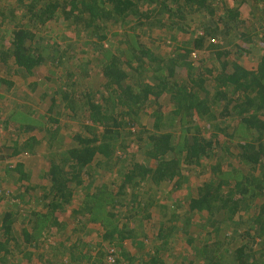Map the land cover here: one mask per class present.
I'll return each instance as SVG.
<instances>
[{
	"label": "rangeland",
	"instance_id": "rangeland-1",
	"mask_svg": "<svg viewBox=\"0 0 264 264\" xmlns=\"http://www.w3.org/2000/svg\"><path fill=\"white\" fill-rule=\"evenodd\" d=\"M31 2L32 0H0V14H9L12 11L17 16L25 15ZM256 5L255 0H216L213 5L215 14L210 20L197 18V14L187 18L189 34H184L177 28L146 27L144 31L147 35H142L145 46L160 57L191 61L194 66L192 78L196 81H207L204 91L200 90L199 84L197 90H200L202 97L209 93L215 103L213 96L216 86L210 81L215 74L213 73L211 78L209 69L218 72L220 60L225 59L222 57L219 60L216 51H229L232 59L243 56L242 66L248 70H255L261 61L264 28L256 23L259 19L264 24V12L263 7L261 9L263 3H258V10ZM236 8L239 13L238 26L230 22V17L226 15V10ZM141 9L148 10L149 5L145 4ZM219 16L222 17L219 20L220 32H224L226 27H233L229 34H220L214 38V43L209 42L217 46L216 49L209 44L202 50L187 54L185 50L195 38L206 37L207 22L214 24V20L218 21ZM17 20L18 18H15L14 24H10L9 20L0 15V43L11 40L9 34L13 32ZM132 25L127 23L122 30L109 28L107 38L102 41L99 37L103 32L92 37L82 30L67 29L63 21L48 23L37 27V38L44 39L37 45L41 48L46 46L42 53L46 52L52 58L65 57L64 65L57 67L56 74L47 72L49 64L43 73H40V69L36 71L31 80H27V73L21 69H13L11 73L0 71V79L12 83V86L6 82L0 83V264H75V261L79 264H109L106 257L110 251L109 247L113 245L117 252L116 264H147L155 256L169 264H236L237 251L243 248L242 260H246L247 264L254 261L264 264V236L248 235L246 230L251 231L253 226L252 216L248 211L237 213L232 224L227 221L229 217L224 211L219 216L218 213L214 214L213 224L209 222L207 213H189L191 200L198 196L199 187L205 188L208 182L224 181L234 185V180H229L228 176L240 177L246 172L251 177L259 175L256 183L264 188V158H260L256 166L259 171L255 173L253 165L242 159L240 150L230 140L228 134L232 133V126L225 123L226 120H212L209 123L211 126L199 121L193 126L188 124L194 134L199 130L197 125L201 126L205 138L218 134L221 147L214 145L211 154L202 160V166H189L184 162L181 186L178 185V176L171 180H162L157 185L153 180L140 184L141 180L138 179L140 185L137 188L128 183L121 191L126 195L118 196L116 194L124 181L123 170L125 172L127 168L131 169L135 162L150 166L153 162L146 155L148 141L145 134L138 133V121V126L132 127L130 133L125 128L116 134L112 142L115 148L110 149V161L103 156H97L92 163L93 168L90 166L91 169H79L74 166L75 169L71 173L66 165L67 174H72L68 184L69 189L73 191L72 202L64 206L65 212L59 210L55 213L59 225H51L48 222L47 225L51 226L46 229L42 228L41 219L37 220L38 217L52 213L49 205L53 198L44 200L42 197L49 193L53 162L58 163L61 154L66 153L70 144L77 143L72 140L73 137L86 134L84 125H92L85 120L82 111L74 113L71 107L75 102L81 105L80 98L87 96L89 90H99L102 84L106 83L102 68L107 59L104 61L101 53L110 47L126 50L127 44L123 42L126 37L123 33L130 30ZM250 31L256 32L253 33L254 37L244 38L243 34H249ZM256 41L259 43H255ZM102 45L105 47L103 50ZM81 66H91L87 76L78 71ZM127 69L129 70L128 67ZM68 72H71V78L68 77ZM151 76L150 73L144 75L147 83L154 82ZM52 77L58 80V83H55ZM186 77L187 74L175 76L171 80L183 85ZM144 78L133 72L130 82L137 84ZM35 81L38 90L32 88ZM63 93L69 94L70 99L65 100ZM155 109L160 110V114L165 118L164 122L167 123L166 118L174 110L170 96L163 95L156 105L143 110L141 117L139 116L141 125L148 127L153 123L152 114ZM216 110L218 107L213 105V111L217 112ZM8 119L9 126L4 127V122ZM222 123L229 125L227 135L215 128L217 124L223 128L225 125ZM166 126L168 127V124ZM175 126L176 131L182 127L179 122H174L171 125L173 132H176ZM216 139L213 138V141ZM120 156L122 160L118 161ZM19 164H23L22 170L18 169ZM77 174H80L78 179ZM91 193H104L105 196L111 197L116 205L108 207L109 213L115 215L114 224L118 226L113 243L105 240L107 230L101 223H93L89 215L72 213L87 202V196ZM261 197L259 200L264 203V196ZM263 203L258 206L254 204L253 208L259 213ZM7 214H13L16 218L11 229L13 238L3 233L2 225ZM104 218L109 221V216ZM36 222L41 224L38 233L41 236L28 242L24 231L32 233ZM224 222L227 224H223ZM221 224L223 228L218 235L215 232L216 226L219 228ZM228 225L231 228L226 231ZM172 227L175 230L168 236ZM253 231L256 232V228ZM248 256H253L254 260L248 259Z\"/></svg>",
	"mask_w": 264,
	"mask_h": 264
},
{
	"label": "trees",
	"instance_id": "trees-1",
	"mask_svg": "<svg viewBox=\"0 0 264 264\" xmlns=\"http://www.w3.org/2000/svg\"><path fill=\"white\" fill-rule=\"evenodd\" d=\"M215 2L216 0H32L31 5L27 7L28 13L25 15L17 16L12 11L9 14H0L4 19L9 20L10 24H14V19L18 18L13 32L9 34L11 40L0 43V71L11 73L13 69L15 71L21 69L27 73V80H31L39 69L40 73H43L47 64H49L47 70L49 74H56L57 67L64 65V56L52 58L48 53H42L46 46L41 48L37 45L44 40L37 38V27L54 21H63L68 27L67 29L82 30L83 33L85 31L92 37L99 36L103 32L104 34L99 37L103 41L107 38L109 28L122 30L127 23L133 24L130 30L123 33L126 37L123 39V42L127 44L126 50H115L110 47L101 53L104 61L107 59L106 64L103 62L102 68V75L107 79L106 83L102 84L99 90H89L87 96L80 98L81 105L75 102L71 107L74 113L82 111L85 120H88L92 125H84L86 134H78L73 137L72 140L77 141V143H71L66 153L61 154L59 162L52 164L49 193L42 197L44 200L53 198L49 205L52 208V213L37 218V220L41 219L42 228L46 227L47 229L51 225H59V219L55 213L59 210L65 212L64 206L72 202L73 191L68 187L72 174H67L66 165L71 173L75 169L74 166H78L79 169L93 168L92 163L97 156H103L110 161L112 159V150L110 149L115 148V144L112 142L116 134L125 128L130 133L132 127L138 126V121L140 126L138 133L145 134L148 141L146 155L153 162L151 166L135 162L131 169L127 168L125 172L123 170L124 181L120 191L116 194L118 196L126 195L121 191L128 183L133 188H137L145 181L153 180L157 185L162 180H167V178L171 180L178 176V185L181 186L184 177L182 172L184 162H187L189 166H202V160L211 154L214 145L221 147L218 134L205 138L202 135V127L199 125H197L199 130H196L195 134L192 132L188 124L191 123L193 126L198 121L210 125L212 120H226L225 123L232 126V133L228 134L227 127L229 125L224 123H222L225 125L223 128L220 127V124L215 125L216 130L228 134L230 140L240 150L242 159L247 164L253 165L252 168L255 173L259 171L256 166L259 164L260 158H264V48L260 57L261 61L255 70H248L242 66L243 56H239L240 59L239 57L232 59L229 51L218 50L215 52L219 60L222 57L225 59L220 60L218 72L209 69L210 77L213 73L215 74L214 78L211 77L213 80H210L216 86V93L213 96L215 103H213L209 93L204 97L200 93V90H205L207 81L205 79L196 81L192 78L194 66L191 61L187 59L181 61L168 56L160 57L145 46L143 36L147 35V32L144 31L146 27L177 28L182 30L184 34H189L187 18L196 14L197 18L201 19L202 17L205 19L213 17ZM255 2H257L256 10L259 8L258 3H263L261 9L263 7L262 12H264V0H255ZM145 4L149 5V9L143 11L141 8ZM226 15L230 17V22L238 26V8L226 10ZM219 17L218 21L214 20V24L211 21L207 22L205 25L206 37L195 38L191 43L192 47L186 48L187 54H191L195 50H202L209 44L212 45V48H217L209 42L214 43L215 37H219L223 33L224 36L228 35L230 29H233V27H226L224 32H220L219 20L222 17ZM257 21L256 24L264 28V24L259 19ZM253 33L256 32L250 31L249 34H243V37L251 39L254 37ZM255 43L258 44L259 41ZM101 48L103 50L105 47L102 45ZM209 48L211 49V47ZM90 67L81 66L78 71H82L81 73L87 76ZM133 72L143 78L144 75L150 73L152 75L151 80L154 82L147 83L144 78L137 84H132L130 78ZM70 74L71 72H68V77ZM185 74L188 77H186L187 80L183 85L171 80L175 76H185ZM52 78L55 83H58V80ZM1 82H6V80L0 79ZM6 83L12 86V83ZM32 84L34 87H31L38 90L37 82ZM197 84L201 86L200 90H197L199 89ZM165 94L170 96L174 105V110L166 118L167 123L164 122L165 118L162 113L160 114V110L155 109L152 114L153 123L148 127L141 125L139 120L141 112L152 105H156ZM69 96V94L63 93L65 100H69ZM213 105L218 107L217 112L213 111ZM119 109L120 112H118ZM12 121H15L14 116H12ZM176 121L182 127L176 131L177 127L175 126L176 132H173L171 125ZM6 125L9 126V119ZM213 138H217L216 141H213ZM223 149L225 150V148ZM121 160L122 157H118V161ZM22 165L19 164L18 169L22 170ZM78 175L80 176V174L76 175L77 179ZM22 176L24 175L22 174ZM257 178L259 175L251 177L245 172L240 177L228 176L229 180H234V185L224 181L221 183L208 182L205 188L199 187L198 196L191 200L189 213H207L210 218L209 222L213 224L214 214L218 213L219 216L224 211L229 217L227 221L232 224L237 213L248 211L252 216L253 225L251 231L246 230L248 235L257 234L263 237L264 203L259 198H262L261 195L264 196V188L256 183ZM138 179L141 180L140 184ZM79 184L80 182H78ZM237 189L240 190L237 191ZM106 191L108 190L106 189ZM261 203L263 204L258 213L253 205L258 206ZM109 206H116L111 197L105 196L104 193H91L87 196V202L72 213L74 215H89L93 223H101L103 228L107 230L104 235L105 240L113 243L114 237L118 233V226L113 222L115 215L109 213ZM51 216L53 218H50ZM104 216H109L108 222ZM15 220L13 214H7L4 218L2 229L4 235L10 236L9 238H13L11 229ZM48 222L51 225H47ZM223 224L227 223L224 222ZM40 228L41 224L36 222V226L33 225L32 233L25 230V239L31 242L35 237L41 236L38 234ZM222 228V224L219 228L216 226L215 232L219 235ZM230 228L228 225L226 231ZM254 228H256V232L253 231ZM173 230L175 228L172 227L168 236L173 233ZM113 247L114 245L109 247V254L111 250H114ZM243 250L244 248L237 251L236 264H247L246 260H242ZM115 254H117L116 251ZM249 258L254 260L253 256H248ZM88 260L90 262V259ZM212 262L214 263V261ZM75 264H79V262L75 261ZM147 264L169 263L159 260L155 256ZM251 264L258 263L254 261Z\"/></svg>",
	"mask_w": 264,
	"mask_h": 264
},
{
	"label": "built area",
	"instance_id": "built-area-1",
	"mask_svg": "<svg viewBox=\"0 0 264 264\" xmlns=\"http://www.w3.org/2000/svg\"><path fill=\"white\" fill-rule=\"evenodd\" d=\"M107 261L109 264H116L117 263L115 250H111L109 256L107 257Z\"/></svg>",
	"mask_w": 264,
	"mask_h": 264
},
{
	"label": "crops",
	"instance_id": "crops-1",
	"mask_svg": "<svg viewBox=\"0 0 264 264\" xmlns=\"http://www.w3.org/2000/svg\"><path fill=\"white\" fill-rule=\"evenodd\" d=\"M5 124H4V127H8L7 125H6V122H4ZM6 125V126H5Z\"/></svg>",
	"mask_w": 264,
	"mask_h": 264
}]
</instances>
